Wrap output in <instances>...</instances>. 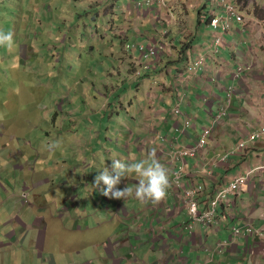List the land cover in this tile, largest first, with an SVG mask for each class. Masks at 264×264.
Masks as SVG:
<instances>
[{
	"label": "crops",
	"instance_id": "crops-1",
	"mask_svg": "<svg viewBox=\"0 0 264 264\" xmlns=\"http://www.w3.org/2000/svg\"><path fill=\"white\" fill-rule=\"evenodd\" d=\"M139 1L143 2L110 0L108 13L102 11L106 6L102 0L96 4L93 0H89L90 3L88 0L77 1L82 5H78L81 8L75 14L82 16L81 10L86 9V12H95L88 20L107 21V30L114 35V41L120 39L121 47L110 46L118 53L110 51L113 60L108 70L99 71L89 79L88 89L81 96L84 102L78 104L77 110L73 107L78 116L73 140L78 147H86L84 150L79 148L78 154L86 151L88 158L79 168L68 172L81 171L88 159L96 157L98 153L89 151L86 141L99 143L103 133L108 143L115 147L113 151L104 152L106 156L138 161L155 149L158 158L172 173L175 166L171 161L172 151L192 147L202 129L211 127L213 117L226 107L227 114L214 125L208 146L197 158L190 159L186 179L204 186L199 196L201 211L208 207L221 187L236 177L249 175L247 184L232 197L230 205L217 208L215 223L196 224L192 230L188 228V211L180 203L178 191L173 186L164 201L141 203L134 197L125 201L104 196L100 188L93 185L95 177L84 175L79 178L80 191L87 196L86 201L94 202L95 208L94 213L86 214L80 199L82 192L79 196L68 193L60 201L65 190H54L50 185L43 194H35L39 199L37 209L38 205L51 202L50 206H43L45 218L32 223L18 219L16 228L5 237L9 243L0 240V264H4L2 254L21 248V243L34 235L36 243L45 251L52 243L59 246L61 255L49 252L51 257L44 258V264H264V137L248 142L244 150L226 162H218L219 154L247 141L264 123V0H230L238 5L244 20L233 22L224 35L221 52L210 56L207 67L190 75L187 81L181 79L179 73L200 55L208 57L210 54L214 32L207 16L222 11L220 0H192L188 4L183 0H169L166 9L149 8L144 4L139 7ZM171 2L174 4L172 9ZM70 8L71 5H67L60 14H71ZM90 25L83 24V27ZM59 26L62 28V24ZM102 28L100 24L95 32L99 34ZM158 41L166 44V51L157 61V68L136 78L134 73L141 57L135 49L128 50L126 45H148ZM189 43L191 46H187L189 49L183 54V47ZM239 65L244 70L235 77ZM230 88L233 89L232 100L228 102ZM67 104L74 105L73 102ZM176 105L195 121L191 127H186L184 116L174 114ZM65 113L75 115L61 108V114ZM123 115H126L125 121ZM91 117L95 119L93 122L87 120ZM98 120H108L105 132ZM17 129H6L7 138L0 141V148L13 150L20 160L19 146L32 147V155L27 159L22 157L26 160L25 166L14 165L15 169L32 170L28 176L33 187L51 184L53 168L48 170L49 178L44 179L41 171L37 174L27 166L30 160L41 158V146L27 135L25 138L17 136ZM114 136L115 144L120 143L118 147L110 142ZM57 166L64 169L62 165ZM136 183L133 174L122 178L117 187L123 189L129 185L135 188ZM3 190L5 188L0 184V191ZM97 195L98 203L94 200ZM71 197H79L81 203L71 205V208L60 204ZM101 200L108 206H99ZM96 217L99 222L93 224L91 218ZM107 225L113 226L111 231L104 229L103 235L96 232ZM235 226H251L256 232L246 237H234ZM17 227L21 232L16 238ZM28 228L30 231L26 232ZM220 243L226 246L219 249Z\"/></svg>",
	"mask_w": 264,
	"mask_h": 264
},
{
	"label": "rangeland",
	"instance_id": "rangeland-1",
	"mask_svg": "<svg viewBox=\"0 0 264 264\" xmlns=\"http://www.w3.org/2000/svg\"><path fill=\"white\" fill-rule=\"evenodd\" d=\"M77 1L81 0H0V29L13 31L15 34L11 50L6 46H0V133L5 134L0 136V141L7 138L6 129L18 127L15 134L21 138H25L26 135L31 137L36 145L41 146L49 141L61 142L60 148L53 151L39 149L41 158L29 161L27 166L37 171V174L42 173L44 179L49 178L48 170L53 168L51 184L37 187H33L34 183L28 176L32 170H17L14 167V165L25 166L26 160H22V157L27 159L31 156L32 147L19 146L22 151L20 160L14 155L13 150H8L6 147L0 148V184L5 188L0 191V240L2 243H9L5 237L13 228H16L18 219L32 223L34 220L45 218L43 206L48 207L51 202L49 201L48 205H38L39 210L35 207L39 200L35 198V194H43L50 185L51 189L65 190L60 201L68 193L69 196L77 194L79 196L82 192L80 199H82L84 212L94 213V202L86 201L88 198L83 191H80L82 184L79 180L84 175L87 178H94L102 172L104 165L110 167L112 163L110 157L104 152L113 151L115 147L108 143L105 139L106 135L101 133L99 143L86 141L89 151L98 153L96 157L88 159L81 171L68 172L79 168L88 158L85 157L86 151L78 154L79 148L84 150L86 147L83 149V146L78 147L77 142L73 140L78 128V116L73 107L77 110L78 104L84 102L81 96L88 89L89 79L99 71L108 70V65L113 60L110 51L118 53L115 48L121 47L120 39L116 38L114 41V35L107 30V21L101 23L94 22L92 19L88 20L95 12H86V9L81 10L82 16L75 14L81 8L78 5H82ZM93 1L96 4L100 0ZM183 1L188 4L192 0ZM102 2L106 3L102 11L108 13L111 9L110 0H102ZM168 3L169 0L165 7L158 9L168 8ZM67 5L68 7L71 5L69 9L71 14L61 15L60 11H63ZM170 7L171 9L174 7L173 2ZM172 19L174 21V18ZM38 21L41 23L39 24ZM59 23L62 24V28ZM83 24H91V27L84 28ZM100 24L104 28L97 34L95 29L97 30ZM110 46L115 48L112 49ZM67 102H73L74 105L71 106ZM61 108L75 115L67 116L66 113L62 115ZM122 117L125 121L126 115ZM54 118L58 120L55 129ZM87 120L93 122L95 119L91 117ZM98 121L105 132L108 120ZM194 122L193 120L191 124ZM64 124L66 126H63ZM80 124L83 125L82 121ZM100 125L98 128L101 127ZM110 142L115 144L116 137H112ZM119 145L120 143L116 147ZM116 155L119 157L118 152ZM101 157H103L104 165L101 164ZM57 165H62L64 169L61 170ZM38 171L41 172L38 173ZM97 198L98 195L94 200L98 203ZM71 199L60 204L71 208V205L78 206L81 203L79 197H71ZM2 205L5 206L3 209ZM98 205L106 207L108 203L101 200ZM10 206H14L13 209H9ZM91 220L93 224L98 223L99 217L91 218ZM112 228V225H107L97 229L96 232L103 235L104 229L111 231ZM18 229L17 227L16 238L21 232ZM29 231V228L26 229V232ZM36 238L34 235L29 241L25 240L26 243L22 242L21 248H14L11 252L2 254L3 263L44 264V258L51 257L49 252L61 255L56 243H52L49 250L45 251L42 245L36 243Z\"/></svg>",
	"mask_w": 264,
	"mask_h": 264
},
{
	"label": "built area",
	"instance_id": "built-area-1",
	"mask_svg": "<svg viewBox=\"0 0 264 264\" xmlns=\"http://www.w3.org/2000/svg\"><path fill=\"white\" fill-rule=\"evenodd\" d=\"M143 4L149 8H163L166 6L167 0H143V2L139 1L137 6L142 7ZM219 5L222 7V11L218 14H212V18L209 23L210 28L214 32V37L210 45V54L208 57L200 55L193 62V64L189 63L185 70L179 73L180 78L183 80L185 79V81L189 79L190 75L196 74L207 67L208 58L210 56H217L221 52L224 45V35L232 27L233 22H242L244 20L242 11L234 2L230 0H220ZM126 48L128 50L135 49L139 53L141 58L134 76L136 78H141L143 75L151 73L155 68H157V61L160 59L162 53L166 51V44L163 41L151 42L148 45L140 44L134 46L127 44ZM243 70L244 67L239 65L235 77H237ZM232 91L233 89L230 88V93H228V102L232 100ZM173 112L177 116L185 117V125L187 128L191 126L192 119L188 115H184L182 113L179 105H176L173 108ZM226 114L227 109L226 107H223L221 111L213 117L212 126L202 129L200 137L192 147L172 151L171 161L175 165L172 171V186L175 191H178L177 196L180 203L185 206L188 211V228L190 230H192L196 224H202L205 226L215 223L217 221V208L223 204L230 205L232 197H234V195L238 193L249 180V175H240L236 177L231 183L221 187L215 196L209 201L208 207L204 211H201L199 196L203 192L204 186L195 185L192 181L186 179L189 173L190 159L197 158L198 154L208 146L209 138L214 125L219 123L220 120L226 116ZM262 137H264V123L257 131L250 135L247 141H243L229 151L219 154L218 162H226L231 156L244 150L248 142H254ZM255 232V229L251 226H235L233 229L234 237H246L248 235H253ZM225 246L226 245L224 243H220L219 249H222Z\"/></svg>",
	"mask_w": 264,
	"mask_h": 264
},
{
	"label": "clouds",
	"instance_id": "clouds-1",
	"mask_svg": "<svg viewBox=\"0 0 264 264\" xmlns=\"http://www.w3.org/2000/svg\"><path fill=\"white\" fill-rule=\"evenodd\" d=\"M14 32L0 29V46H6L9 50L14 44ZM60 141H49L42 144V150L53 151L60 148ZM111 157V166H105L103 157L100 158L103 166L102 172L95 176L94 187L100 188L104 196L127 200L134 197L141 203L151 201L154 204L164 201L168 190L173 185V174L170 169L161 162L155 149L149 151L146 158L140 160L125 161L121 158ZM135 175L138 183L135 188L127 185L123 189L117 187L122 178ZM103 185V187H101Z\"/></svg>",
	"mask_w": 264,
	"mask_h": 264
},
{
	"label": "trees",
	"instance_id": "trees-1",
	"mask_svg": "<svg viewBox=\"0 0 264 264\" xmlns=\"http://www.w3.org/2000/svg\"><path fill=\"white\" fill-rule=\"evenodd\" d=\"M211 18H212V16L211 15H209V16H207V20H208V23H210V20H211ZM187 46H191V44L189 43L188 45H185L184 47H183V49H182V53L183 54H185L186 53V51H188V49H189V47H187Z\"/></svg>",
	"mask_w": 264,
	"mask_h": 264
}]
</instances>
